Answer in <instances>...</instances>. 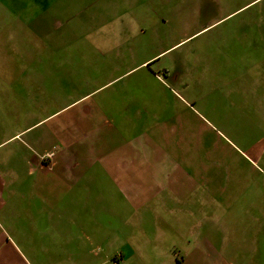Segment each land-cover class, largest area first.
<instances>
[{"label":"crops","instance_id":"obj_1","mask_svg":"<svg viewBox=\"0 0 264 264\" xmlns=\"http://www.w3.org/2000/svg\"><path fill=\"white\" fill-rule=\"evenodd\" d=\"M70 2L0 0V230L13 232L0 264L24 250L50 264H103L110 252L120 263L133 225L143 230L134 212L166 198L205 222L194 264H232L229 252L264 264V37L239 39V69L207 70L221 78L229 130L214 151L192 123V65L173 76L182 94L147 68L158 56L141 52L147 38ZM216 247L225 255L213 259Z\"/></svg>","mask_w":264,"mask_h":264},{"label":"rangeland","instance_id":"obj_2","mask_svg":"<svg viewBox=\"0 0 264 264\" xmlns=\"http://www.w3.org/2000/svg\"><path fill=\"white\" fill-rule=\"evenodd\" d=\"M71 1L73 3H70L79 7H92H84L87 14L99 12V16L104 17V20L112 22L111 25L124 24L129 27L127 31L131 30L127 36L147 38L148 46L143 47L141 52L147 56L158 54L147 68L154 69L153 71L169 86L182 94V87L177 88V84L171 83L173 76L180 73L186 78L192 65V75H201L199 83L192 82V102L195 107V120L192 123H195L197 128H206L205 135L210 138L209 147L214 148V151L222 150L225 135L229 136V130L219 119L221 89L215 88L220 86L221 78L217 77L211 81L207 70L210 65L229 72L240 68L237 63V54L242 52L239 39L264 37V0ZM104 1H114L116 7L103 8ZM131 4L137 5L131 12L122 7ZM259 24L260 27H257ZM246 45L244 52L253 54V45ZM210 55L218 58L226 55L228 60L210 61ZM245 64L250 65L251 62ZM150 84L157 83L151 81ZM202 100L210 102L209 107L203 108ZM260 141L264 143V137H261ZM144 213L146 217L141 218L144 220L143 230L134 224L128 242L132 244L134 251L132 254L127 252V259L117 264H194L198 260L194 247L204 240L205 222L192 216V205L174 204L166 198L163 204L156 202L134 212L135 215ZM3 228L4 230H0V240L12 243L11 226L6 222ZM214 239L220 241V238ZM216 248L218 252L211 254L213 259L225 255L220 247ZM2 250L5 251V256H11L8 246H3ZM36 255H41L43 259H36L25 250L24 253L19 252L22 258L20 264H50L45 259L46 254ZM86 255L92 257L98 254L92 251ZM119 255L110 252V261L103 264H113L111 259L118 258ZM226 255L232 264H241V260L246 259L240 257L250 258L246 253L229 252ZM18 262L19 260L17 264Z\"/></svg>","mask_w":264,"mask_h":264},{"label":"built area","instance_id":"obj_3","mask_svg":"<svg viewBox=\"0 0 264 264\" xmlns=\"http://www.w3.org/2000/svg\"><path fill=\"white\" fill-rule=\"evenodd\" d=\"M53 150H54V148H52V149L48 152V154H47L46 157L51 158V156H52V154H53Z\"/></svg>","mask_w":264,"mask_h":264}]
</instances>
